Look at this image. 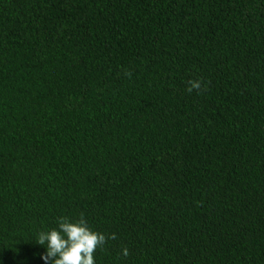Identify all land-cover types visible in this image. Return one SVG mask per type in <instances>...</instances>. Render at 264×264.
Instances as JSON below:
<instances>
[{
    "label": "trees",
    "instance_id": "obj_1",
    "mask_svg": "<svg viewBox=\"0 0 264 264\" xmlns=\"http://www.w3.org/2000/svg\"><path fill=\"white\" fill-rule=\"evenodd\" d=\"M61 216L95 264H264V0H0V264Z\"/></svg>",
    "mask_w": 264,
    "mask_h": 264
},
{
    "label": "clouds",
    "instance_id": "obj_2",
    "mask_svg": "<svg viewBox=\"0 0 264 264\" xmlns=\"http://www.w3.org/2000/svg\"><path fill=\"white\" fill-rule=\"evenodd\" d=\"M199 88L200 83L195 81L188 90ZM105 241V235L89 227L83 216H61L56 220V227L35 236V242L45 248L40 255L44 264H95L94 252ZM124 254L127 255L126 249Z\"/></svg>",
    "mask_w": 264,
    "mask_h": 264
}]
</instances>
